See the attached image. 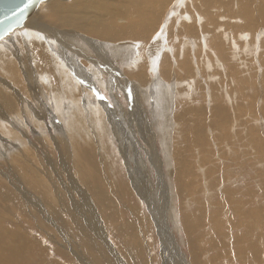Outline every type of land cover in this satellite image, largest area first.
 I'll return each mask as SVG.
<instances>
[{"label": "bare ground", "instance_id": "1", "mask_svg": "<svg viewBox=\"0 0 264 264\" xmlns=\"http://www.w3.org/2000/svg\"><path fill=\"white\" fill-rule=\"evenodd\" d=\"M263 39L264 0H47L41 3L21 28L0 42V198L19 209L16 210L18 214L34 215L37 213H29L28 203L25 210L22 208L20 200L27 201L36 196L40 213L50 215L52 219L45 218L59 229L57 232L63 229L68 232L69 228L85 241L80 242L77 248L71 241L59 243L61 249L58 248V254L61 259H56L39 235H34V232L21 225L17 226L16 231H12V228L8 230L0 223V264H71L64 260L61 253L75 256L78 264H98V261L90 258L93 254L99 259H107L104 256L112 258L111 264H120L118 251L123 258L127 256L121 247L107 237L110 228L107 227L110 225L112 230H119L122 244L137 249V255L143 254L140 248H144L143 243H136L138 236L135 225L129 220L125 223L121 220V223V211L114 204L115 200L121 199L122 193L117 188L113 189L111 183L117 177L112 171L116 170V167L112 169L115 151L110 140H107L113 134L109 130L114 122L106 118L109 115L112 118V108L103 101H96L92 93L98 92V86L114 84L125 86L124 90L132 98H146L150 102H147L149 111L152 109V114L154 111L152 119L154 117L157 123H154L157 136L162 139L167 151L166 166L169 172L166 176L174 180L170 187H166L167 192L170 191L171 195L172 189L179 188L183 193L201 191L210 195L208 189L203 191L207 187L206 183L202 185L199 180L200 186L196 182V171L193 170L196 165L189 157L195 158L198 152L202 157L199 164L205 167L208 164L205 154L211 150L210 144L224 137L222 131L233 126L234 119L230 109L228 111L226 104H222L223 97L209 84L212 81L208 82L211 88L206 87L205 83L202 89L179 92L175 102L165 100L173 91L169 83L173 81V84H177L176 89L180 82L188 81L196 85L202 76L200 71L195 72L196 68L201 66L204 72L205 67H209L210 71L222 67L224 78L227 82L232 81L229 91H226L227 99L233 100L236 96L237 103H240L237 107L241 108L245 104L244 99L239 102L242 99L240 91L243 78L237 60L243 54L237 49L243 48L249 52ZM240 61L243 60L240 58ZM164 82L168 85L164 86ZM107 88V91L111 89L109 85ZM219 93L222 94V91ZM170 96L173 97V94ZM193 98L200 99L202 105L197 103L200 106L196 107L191 101L181 100ZM209 101L215 104L208 106ZM47 119H54L56 123L51 122V128L61 136V140H58L56 134H51L55 139L53 145L58 146V159L51 164L47 162L45 152L40 156L41 152L37 150L40 146L34 143L36 148L30 147L32 137H28L33 120L38 132L45 139L48 138L46 134L49 128L44 127ZM207 127L218 129L221 135L214 139L206 137ZM173 128L178 136H183L186 152L177 150L170 143L171 135L168 132ZM118 138L124 149L125 141L119 134ZM61 141L63 148L59 147L63 145ZM33 152L37 153L35 158L39 160L34 159ZM171 162L176 166L173 172L170 170ZM127 165L130 164L127 162ZM200 172L206 176L215 173V170L206 167L201 168ZM108 176H113V180L110 181ZM160 176L163 177L162 174ZM6 180L17 191H12L13 188L10 190ZM161 182L165 186V181ZM135 183L133 181V188L137 189ZM109 189H112L113 194H109ZM136 192L138 196L141 195L139 190ZM128 208L138 223L143 225L140 213L135 208ZM4 210L11 215L7 208ZM63 213L69 216V222L61 216ZM194 217L188 216L185 221L192 264H203V255L226 248L229 244L235 249L234 259L241 255L247 257L249 252L254 257L257 250L255 244L258 242H250L251 247L247 240L249 233L254 228L256 231L260 222L242 224L241 228L245 230L242 238L234 234L231 235L232 240L230 238L227 241L228 235L218 233L217 237L223 243H213L205 250L200 239L203 235L195 238L197 230L204 228V222L194 220ZM20 222L28 228L33 226L29 215L20 219ZM46 225L49 226L46 222L37 223L44 232L48 229V232L52 231V227ZM231 226L228 230L238 229L239 224L233 223ZM244 242L248 246H243ZM86 250L90 257L85 253ZM220 256L231 262V253ZM217 260L218 257L210 259L211 263Z\"/></svg>", "mask_w": 264, "mask_h": 264}, {"label": "rangeland", "instance_id": "2", "mask_svg": "<svg viewBox=\"0 0 264 264\" xmlns=\"http://www.w3.org/2000/svg\"><path fill=\"white\" fill-rule=\"evenodd\" d=\"M221 12L223 13V11ZM237 51L242 52L243 54V56L242 55L240 56V58L243 61L241 62L240 58H238L237 60V62L240 64V69L243 78V84L240 91V96L242 99L239 102H242L244 99L243 103L245 104L243 106H240L241 108L237 107L239 106L240 103L239 104L237 103L236 96L235 99L233 100L227 99L226 91L228 90L229 85H232L230 84L232 81L227 82V80L224 78L225 76L223 74L222 67L221 68L215 67L213 70L211 69V71L209 67H205L204 72L202 71L201 66L196 68L195 72L198 73L200 71L202 73V76L199 78L198 80L199 82L196 85H191V82L188 81L180 82L182 85L178 84L177 87L179 88L176 89L177 84H173L172 83L173 81L170 82L169 84H171V86L173 87V91H171L173 97H171L170 94L165 99L166 101L173 100L172 102H175L174 99L177 98L176 95H178L179 92L181 91L184 92L185 89H187V91L192 90L193 88L202 89L203 85L206 83L205 86L206 87L209 86L208 88L214 86L215 91H217L218 94L221 95L224 99V100L222 99V104L225 103L228 106L227 107L225 105L228 111L230 109L231 112L230 115L234 119V124L231 127L229 126L228 130L222 131L224 133V137L221 140L216 138L219 141L217 140L218 141L217 143L215 141L214 144L212 143L210 144L211 150L208 151L209 153L205 154L206 159L208 157L207 159L208 164L205 165V167L204 165L200 166L199 162L202 160V157L200 158L198 152L196 153L197 155L195 154L196 155L195 158L189 157L190 159L193 160L194 165H196V167L193 169L194 171H196L194 176L196 182L199 185H200L199 180H201L202 185L206 183L207 187L204 188L203 191L205 192V190L208 189L210 191V195L205 194L201 191L183 193L182 190L179 188L172 189L173 194L171 195H170V191L169 193L167 192L166 187L167 186L170 187V184H172V181L174 182V180L169 179V177L166 176L168 174L167 172H169V168H167L166 166L167 151L164 148L162 139H160L157 136L158 134L155 127L157 123L154 117H153L154 120L152 119L154 111L153 114H152V109L149 111V106L147 105V102L149 101L145 100L146 98L144 99L142 96L141 97L136 96L135 98H132L131 94H128L127 91L124 90L125 86L123 85L116 86L114 84H112L111 86L110 84H108L109 87L111 88L108 91L106 90L108 89L107 88L108 85L107 86L104 85V86H98L96 88L98 92L92 93L96 101L97 100L103 101V103H105L106 105L112 108L111 110L112 118L111 115L106 116V118L114 122V124L112 125V129L109 130L111 134L112 133L113 134L110 136V139L108 137L107 140H110L111 147L115 151L114 152L115 154H113L114 155L113 163L115 166L113 165L112 169H115L116 167V170L120 172V175L119 172H117L116 170H112L115 171L114 175H117V177L115 176L116 180L114 179L115 180L114 183L112 181L114 175L112 176V178H110L109 176L108 177L109 180L112 181L111 182L112 188L113 189L117 188L119 192L124 195L123 196L122 194H120V197L122 196L121 199L116 198L119 200H115L116 203L114 202L115 206L117 204L116 206L117 210L121 211L119 212L120 214L119 221L121 223H123L124 221L125 223V221L127 222L129 220L128 222L134 224L136 227V233H137L136 235L138 236L136 243L142 242L144 245V248L142 246L140 247L143 251V254L137 255V249H134L132 246L128 247L125 244H122V235H120L119 230L116 227H115L116 230L115 229L112 230L111 229L112 225L108 226L107 228L109 227L110 228L107 230V235H108L107 237L110 238L112 242H115L116 245L121 247V250H123L125 255L127 256V258L125 257L123 258L121 252L118 251L120 258L123 261L122 262L120 260L119 262L120 264L123 263L125 264H167V263L192 264L188 239L186 237V232H185V221L188 216H194V215L196 216V218L194 217V220L204 222V228H202L201 230H197V233H195V238L199 237L200 235H203L200 236V239H201V246L203 245L202 248H204L205 250H207L210 247V245L213 243H217V244L223 243L222 240L219 237H217L218 233H220V235H226V236L228 235L226 239L227 241H230V238L232 240L231 235L234 234H238L240 238H242L245 235V230L241 228L242 224L253 225L255 221H257L258 223L260 222L259 223L260 226L258 225L259 227H257L256 231L254 228L249 233L247 240L250 246L252 245L250 243L252 241H255V243L258 242L260 245V246L257 245L258 243L255 244V246H257L256 247L257 250H255L256 255L254 254L253 258L250 256L251 252H249V255H247V257L241 255V256H237L238 258L235 257L234 259L235 249L233 248L232 245L230 246L229 244V246L226 248L217 249L213 252L207 253L205 256L203 255L204 258H201L203 264H219V263L220 264H246V263L262 264L263 263L264 264V39L262 42L258 41L255 44L254 48L249 52H246L245 49L243 48L237 49ZM208 82L209 84H211V86L208 85ZM216 83L218 85H216ZM214 84L217 86V88ZM163 85L166 86L168 84L167 82H164ZM197 85L200 86L198 87ZM219 91H222V94L219 93ZM204 96H206V94ZM233 96L234 95L232 94V98ZM195 97L198 96L196 95ZM180 98H184V96L183 97L181 96ZM181 100L188 102L191 101V103H193L194 105L196 104L195 105L196 107L202 105L200 99L193 98V99H181ZM209 102H210L209 105L207 103L208 106H213L215 104L214 101L213 102L209 101ZM197 103H199L200 105ZM149 105L150 107H153V105L152 106L151 104ZM208 106L205 105L207 109L209 108ZM232 107L233 109L231 111ZM236 108L238 109V112ZM234 109L235 111H233ZM124 111L126 114H124ZM156 112L157 110L155 111V113ZM120 113L121 115H119ZM52 114L56 118L53 112ZM124 116L127 117V119ZM32 121L33 120H31V127L29 129L30 131H28L29 132L28 137L29 138L32 137L30 138L31 141L30 143H32L30 147L31 148L34 147L33 144L36 143V145L40 146V149L42 148L41 150L37 149L39 152H41L40 156L41 155L43 156V153L45 152L44 155L45 156L47 155L46 156L47 162L51 164V162L53 161L54 163L56 159H58V151H57L58 146L53 145L55 139L54 136H52L53 134L56 133L55 130L51 128V124H52L51 122H55L54 119L53 121L47 119L46 123H44V127L48 126L49 128V129L47 128L48 129L47 134L45 133L46 135H48V138L46 137V139L41 134L40 131L38 132V129L35 128L36 127L35 122ZM168 122L171 124V120H169ZM206 122L209 123L208 120H206ZM122 125L125 126L123 127ZM172 125L175 126L174 124ZM208 130L210 131L208 132ZM215 130L216 129L209 127L206 130L207 132L206 137L214 139L216 136L217 137L220 136L221 135L220 131L218 132L217 129L216 130L217 133H216ZM116 132L125 141L124 149L119 142L118 134ZM168 133L169 135H171L169 141L171 140L170 143L173 145V147L176 148L177 150L179 149V151L186 152L187 146L185 143L182 142L183 136L181 137L178 136L174 128L173 130H171V132L169 131ZM212 133H214V135ZM208 134H210L211 136ZM55 137L58 140L61 138V136L57 134ZM179 137L181 141L179 140ZM61 144H63L62 141ZM179 145L181 147H179ZM45 146H47V148ZM59 147L63 148L64 144ZM163 148L166 151V153L163 150ZM33 153L35 155L34 159L39 160L38 157L35 158L37 153L36 152ZM221 157H223L224 159H222ZM41 161L42 159L40 160V162ZM127 162L131 165V167L130 165L129 166L127 165ZM173 164H174L173 162H171L170 164L171 171L172 169L174 171L176 168L175 164L174 165ZM206 167L210 169L212 168L213 170H215V173L206 174L205 176L202 172H200V169ZM3 171L7 173L6 170ZM160 173L162 174L163 177L160 176L161 175ZM160 178H162L161 180L165 181L164 182L165 186L161 182ZM133 181L137 182L135 183V185H137V189L133 188L134 187ZM8 182L9 181L6 180V186L8 188L10 187L9 188L10 190L11 188H13L12 191L14 190L17 191L16 187L11 185L10 182L9 184H7ZM137 190H139V194H141L140 196L137 195L136 192ZM109 191H110L109 192L110 195L113 194L112 189H109ZM29 200L31 202H29ZM29 200L26 201L24 199H21L20 202L24 210L27 208L26 204L28 203L29 204L28 208L30 209L29 213L32 212L37 213L34 215L28 214L32 218L33 226H31L30 228L25 227L20 222V219L26 218L28 217V215L18 214L16 210L19 209L15 208V206H12L10 203H6V201L0 198L1 225L8 230L9 229L11 230L12 228V231H16L17 226L21 225L28 231L34 232V235L36 236L39 235L40 239L41 240L43 239L42 241L47 243L46 246L47 247L49 246L51 248L52 250L51 254L54 255L53 257L54 258L56 257V259L58 258L61 259V257L58 254L60 252L59 249H61L60 247L61 244H67L68 241L69 242L71 241L74 243V248L75 247L77 248L78 247L77 245H79L80 242L83 243L85 241L75 231L69 228H68V232L65 231V229H63L62 231L60 230L61 232H57L59 231V229L57 227H54L46 220V218L52 219L50 218V215L49 214L42 215L40 213L39 211L40 208L36 205V201L37 203L39 202L36 196L30 197ZM172 205L174 206V208ZM128 207L135 208V210H137L140 213V215L143 217L144 226L138 223V221L133 217L131 209H129ZM5 208L9 210L11 214L10 216L12 217H10L7 214V212H4ZM179 210L180 211L182 210L183 213L180 214ZM61 216L65 217L66 222H69L68 215L63 213ZM174 216L176 219L174 218ZM38 222H40L41 224L46 222L47 224H49V226L48 225L46 226H48V228L52 227L51 228L52 231L48 232L49 230L48 229L46 230L47 233L44 232L42 229H40L37 226ZM233 223H237V225L239 224L238 229L235 228L234 230H228L232 227L231 225ZM261 223H262V227H261ZM75 226L77 225L75 224ZM49 233L50 234L54 233V234L50 236ZM116 233L118 234L115 235ZM242 245L243 246L247 245V243L244 242ZM118 246L117 248L119 249ZM138 246H140V244H138ZM258 251L260 252L261 255L260 254L257 255V253H259ZM85 253L87 254V256L90 257V253L87 250L85 251ZM227 253H231L232 256L231 262L228 259L225 260L221 259L220 255ZM61 254L65 258L64 260L71 262V264H78V262L74 258L75 256L66 253L65 256L63 255V253ZM257 256L258 258L262 257L263 259L260 258L261 259L260 260L257 258ZM104 257L107 259L105 260L103 258L99 259L96 255L93 254V256L90 258H92L95 261H98V264L112 263L111 262L112 258L107 256ZM216 257H218V260L215 263H211L210 259ZM242 257H244V259H242ZM39 258L41 259L42 255L39 256ZM40 259H38L37 261L39 262ZM253 259H257V260L253 261Z\"/></svg>", "mask_w": 264, "mask_h": 264}, {"label": "water", "instance_id": "3", "mask_svg": "<svg viewBox=\"0 0 264 264\" xmlns=\"http://www.w3.org/2000/svg\"><path fill=\"white\" fill-rule=\"evenodd\" d=\"M45 1L35 0L33 3L32 0H0V42L21 28Z\"/></svg>", "mask_w": 264, "mask_h": 264}, {"label": "snow or ice", "instance_id": "4", "mask_svg": "<svg viewBox=\"0 0 264 264\" xmlns=\"http://www.w3.org/2000/svg\"><path fill=\"white\" fill-rule=\"evenodd\" d=\"M32 2L34 3V2H35V0H32Z\"/></svg>", "mask_w": 264, "mask_h": 264}]
</instances>
